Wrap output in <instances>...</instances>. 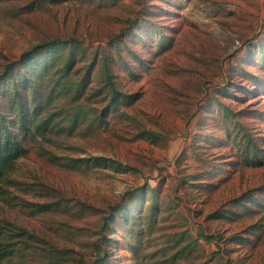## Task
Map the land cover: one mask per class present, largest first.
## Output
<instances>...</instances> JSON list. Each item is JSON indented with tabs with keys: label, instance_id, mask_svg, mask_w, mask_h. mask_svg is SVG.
Here are the masks:
<instances>
[{
	"label": "rangeland",
	"instance_id": "374dc122",
	"mask_svg": "<svg viewBox=\"0 0 264 264\" xmlns=\"http://www.w3.org/2000/svg\"><path fill=\"white\" fill-rule=\"evenodd\" d=\"M12 86L3 264H264V0H0Z\"/></svg>",
	"mask_w": 264,
	"mask_h": 264
},
{
	"label": "trees",
	"instance_id": "16d2710c",
	"mask_svg": "<svg viewBox=\"0 0 264 264\" xmlns=\"http://www.w3.org/2000/svg\"><path fill=\"white\" fill-rule=\"evenodd\" d=\"M3 86L4 84L1 85ZM12 87L14 89L12 93L4 91L3 99L6 106L4 109L0 108V197L4 195L8 186L16 182L14 171L17 161L26 154L22 135L30 126L29 111L23 96L16 87ZM7 256L6 248L1 245L0 264L7 260ZM107 260L108 257L103 254L99 256V264H104Z\"/></svg>",
	"mask_w": 264,
	"mask_h": 264
}]
</instances>
